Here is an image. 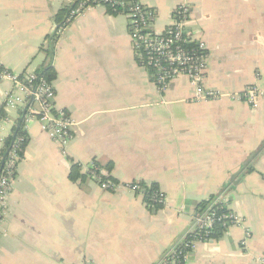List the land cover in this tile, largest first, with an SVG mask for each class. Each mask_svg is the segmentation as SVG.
<instances>
[{
    "label": "crops",
    "instance_id": "obj_1",
    "mask_svg": "<svg viewBox=\"0 0 264 264\" xmlns=\"http://www.w3.org/2000/svg\"><path fill=\"white\" fill-rule=\"evenodd\" d=\"M162 33L188 3L186 33L208 48L203 85L239 92L264 88V0H140ZM66 0H0V60L13 73L52 68L54 103L76 122L66 154L31 119L0 222V264H157L192 229L210 196L244 220L201 243L185 264H260L264 254V100L193 101L185 77L160 94L136 61L128 17L94 6L67 21ZM57 33L54 44L50 39ZM50 47L49 52L46 50ZM12 85L0 81L9 137L25 115L2 110ZM92 161L121 185L155 184L158 210L125 188L102 191L91 178L70 180ZM249 236L246 238V232Z\"/></svg>",
    "mask_w": 264,
    "mask_h": 264
},
{
    "label": "built area",
    "instance_id": "obj_2",
    "mask_svg": "<svg viewBox=\"0 0 264 264\" xmlns=\"http://www.w3.org/2000/svg\"><path fill=\"white\" fill-rule=\"evenodd\" d=\"M94 6L125 13L129 21L130 40L137 64L150 73L160 94L166 91L169 83L175 78L185 77L194 90L191 99L195 102L230 99L256 108L258 103L264 100V88L255 85L233 93L204 87L208 48L204 43L192 42L186 33V24L190 19L188 3L180 2L176 5L172 13L173 21L162 33L151 31V26L155 21V12L145 7L140 0H82L71 11L67 21L73 20ZM58 32L61 31L58 30ZM0 81L9 82L13 88L12 92L7 93L2 110L18 112L26 107L23 122L17 125L21 127L20 130L25 132L28 122L36 119L41 129L58 146L60 154L65 155L76 122L56 108L55 92L51 82L37 73L23 72L20 75L13 73L3 65L1 60ZM2 123L13 124L5 114L0 117V132ZM12 136L13 133L9 137L0 133V222L4 217L8 195L12 189L19 161L18 146L22 142V138L16 139L14 145L6 150V141ZM101 176H107V172L101 170L98 173L96 171L91 173V179L102 191L116 192L125 188L143 197L150 187L139 182L121 185L112 181H103ZM151 198L158 204L164 201V195L159 190L153 192ZM215 221H225L223 225L227 228L244 225L243 218L232 211L218 217L214 213H206L197 217L194 219L192 229L157 264H185L189 254L195 251L199 244L206 242L205 237ZM245 236L246 238L249 236L248 231ZM259 262L264 264V254Z\"/></svg>",
    "mask_w": 264,
    "mask_h": 264
},
{
    "label": "trees",
    "instance_id": "obj_3",
    "mask_svg": "<svg viewBox=\"0 0 264 264\" xmlns=\"http://www.w3.org/2000/svg\"><path fill=\"white\" fill-rule=\"evenodd\" d=\"M82 0H66V3L62 6V8L57 12L54 19L56 22L57 30L63 28L67 23L68 18L70 17V13L73 9L77 7V5ZM110 11L114 12L112 9L108 8ZM57 33L53 35V37L50 39V43L54 44L57 40ZM50 47L46 50V52H49ZM41 76H43L47 81L51 82L55 79V72L52 68L48 67L46 69H43V72L41 73ZM3 115V113H0V117ZM22 138V142L19 143L18 146V157L21 158L24 148L27 144V135L25 132L21 131L19 129H14V134L12 137L9 138V140L6 141L5 149L8 150L10 147H12L16 141V139ZM5 150V151H6ZM81 165H71L70 167V180L76 181L78 179L85 180L88 178H91V173L93 171H96L97 173L101 170H104L107 172V176H101V179L103 181H112L115 182L112 177L109 174L110 167L107 165H102L98 162L92 161L90 164L87 165V168L85 170L84 174H81ZM157 190V186L155 184H152L146 191L145 196L143 197V202L150 210H158L161 205L156 203L152 198L151 195L153 192ZM230 210L227 208V204L225 201L219 200L217 196H210L206 200L201 201L197 208H196V215L195 218L200 217L206 213H214L217 217L226 215ZM194 218V219H195ZM223 222L225 221H215L213 223L212 228L209 230L208 235L205 237V241H209L212 239L218 240L222 237L224 232L227 230V227L223 225ZM181 249V247H179ZM178 248V249H179Z\"/></svg>",
    "mask_w": 264,
    "mask_h": 264
}]
</instances>
